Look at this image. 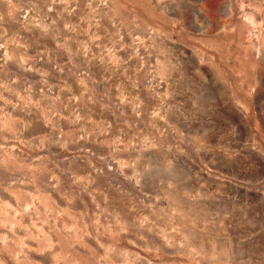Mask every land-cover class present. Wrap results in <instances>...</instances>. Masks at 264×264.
I'll return each mask as SVG.
<instances>
[{
	"label": "rangeland",
	"instance_id": "rangeland-1",
	"mask_svg": "<svg viewBox=\"0 0 264 264\" xmlns=\"http://www.w3.org/2000/svg\"><path fill=\"white\" fill-rule=\"evenodd\" d=\"M0 264H264V0H0Z\"/></svg>",
	"mask_w": 264,
	"mask_h": 264
}]
</instances>
